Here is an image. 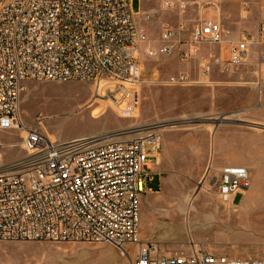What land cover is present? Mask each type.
Returning <instances> with one entry per match:
<instances>
[{
    "label": "built area",
    "instance_id": "1",
    "mask_svg": "<svg viewBox=\"0 0 264 264\" xmlns=\"http://www.w3.org/2000/svg\"><path fill=\"white\" fill-rule=\"evenodd\" d=\"M132 0H0V129H21L28 158L17 169L0 172V241L50 240L106 242L122 254L132 251L130 264H264V257H232L206 250L160 254L139 236L143 194L151 192L150 162H156L159 136L145 133L131 139L90 136L52 140L39 124L20 117L21 80H92L134 109L139 81V53L168 54L176 31L164 29L161 44H149L138 26ZM162 7H184L183 0H159ZM264 42V18L255 35L239 29L236 36L222 21L200 18L191 27L187 59L204 44H225L226 73L246 56L250 45ZM264 65V51L260 53ZM204 59L200 82L212 71ZM169 83H192L184 72ZM264 86V72L257 80ZM117 96V97H116ZM119 96V97H118ZM116 100V101H117ZM208 172V168L206 169ZM205 184V183H204ZM251 184L243 165H224L201 187L232 204ZM207 186V187H206Z\"/></svg>",
    "mask_w": 264,
    "mask_h": 264
},
{
    "label": "rangeland",
    "instance_id": "2",
    "mask_svg": "<svg viewBox=\"0 0 264 264\" xmlns=\"http://www.w3.org/2000/svg\"><path fill=\"white\" fill-rule=\"evenodd\" d=\"M150 6L145 27L149 40L157 44L161 30L170 27L176 31L175 46L166 59L148 57L141 46L134 109H128L125 101L118 103L115 94L104 88L97 89L92 80L35 79L26 80L20 93L21 120L25 125L39 124L52 140L98 135L127 140L155 133L159 147L150 171L158 174L151 173L148 186L153 191L141 198L140 239L153 243L160 254L206 250L238 258L264 257V86L258 90L256 79L232 80L218 70V62L208 81L200 82L204 58L219 48L225 58V44H204L195 52L198 57L192 53L181 60L198 17L180 15L178 10L184 7L166 9L159 2ZM131 8L138 12L141 1L132 0ZM180 71L193 82L169 83ZM226 122L241 125L225 126V147L233 146L230 153L248 168L251 178L249 188L232 204L222 203L212 190L200 186L217 173L210 157L215 126L206 133L204 124ZM23 135L21 129H0V172L17 169L27 160ZM132 257V251L124 255L106 242L0 241V264H130Z\"/></svg>",
    "mask_w": 264,
    "mask_h": 264
},
{
    "label": "crops",
    "instance_id": "3",
    "mask_svg": "<svg viewBox=\"0 0 264 264\" xmlns=\"http://www.w3.org/2000/svg\"><path fill=\"white\" fill-rule=\"evenodd\" d=\"M140 1H141L140 10L138 12L133 11L134 19L138 26H141L146 30L145 27L148 25L146 21L148 18H150V15L152 13L150 4L154 2H159V0H140ZM184 1L186 2L184 6L185 9L178 10L180 15L186 16L187 18L190 17L193 19L198 17V19L211 18L214 20H220L232 30V33L234 36H236V33L239 29H244L248 33L255 35L258 29V21L264 18V0H184ZM231 6H233V8H236V11H230L229 9L231 8ZM169 9H175V8H169ZM136 16H139L140 19L137 20ZM166 28H170V27L163 28L161 32ZM157 42L158 43L155 44L154 42L149 40V44L153 47H157L158 45L161 44L159 38ZM145 45L146 44H144V47ZM183 49H186V47ZM219 50L222 51V49L220 48ZM221 51H217V52L209 51L208 56L212 54L216 57L213 59L212 64H214L215 62H218L220 64L222 61L221 59L224 60L227 58V52H226V57L223 58ZM262 51H264V42L260 46L250 45L248 47L247 56L237 66H235L231 71L226 72L224 74H229V78L237 82L251 83L255 79L258 80L261 74L264 72V65L262 64L261 55H260ZM168 55L169 53L168 54H158L154 57L159 58L160 56H163L162 58L166 59V57H169ZM192 55H194L193 57H198V55L195 56L196 53ZM154 57H151V58H154ZM218 70H219V67H218ZM180 72H183V71H180ZM239 94L241 95L242 93H239ZM243 96L245 97V94H243ZM221 116H223V114L220 115V117ZM211 119H214V118H210L209 121ZM204 126H208L204 130L206 133L210 129L209 126H215L214 131L212 132L213 152L210 155V157H213V160H215L216 167L214 169L218 171L225 164L226 165H242V164L236 163V162H239V160L234 157L233 153H230L231 148H233V146L230 145L232 147H225V144H227L226 140L228 138V130L225 126H241V125L226 122V123H221V124L215 123V125L204 124ZM248 126H251V125H248ZM191 142H194V141L192 140ZM245 146L248 147V149L251 148V144H249V142L245 143ZM155 163H156L155 161L150 162L151 168L153 167ZM206 167L207 165H206V159H205L204 160V170ZM151 173H157V172L151 171ZM160 181H161V177L159 176V185H160ZM193 181L197 182L198 178H194ZM152 191L153 190L151 189V192ZM238 194L241 195V193H238ZM238 194H236V196Z\"/></svg>",
    "mask_w": 264,
    "mask_h": 264
},
{
    "label": "bare ground",
    "instance_id": "4",
    "mask_svg": "<svg viewBox=\"0 0 264 264\" xmlns=\"http://www.w3.org/2000/svg\"><path fill=\"white\" fill-rule=\"evenodd\" d=\"M27 79H25V80H21L20 81V93H21V91H22V89L24 88V82L26 81Z\"/></svg>",
    "mask_w": 264,
    "mask_h": 264
}]
</instances>
